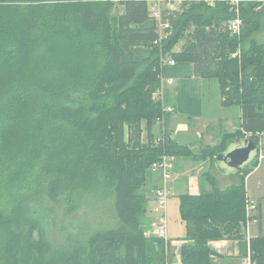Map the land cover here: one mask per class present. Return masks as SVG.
I'll use <instances>...</instances> for the list:
<instances>
[{
  "label": "trees",
  "instance_id": "16d2710c",
  "mask_svg": "<svg viewBox=\"0 0 264 264\" xmlns=\"http://www.w3.org/2000/svg\"><path fill=\"white\" fill-rule=\"evenodd\" d=\"M118 4L120 14L111 0H0V264L165 263L163 240L144 235L146 174L162 156L207 155L153 137L162 114L152 98L161 85L156 25L143 1ZM187 4L171 19L163 50L192 63L195 75L217 79L220 104L241 112L235 131L222 130L203 150L214 164L231 141L247 136L258 144L264 133V42L241 45L264 28V4H241L239 33L227 28L234 15L226 0ZM257 164L227 188L209 173V188L179 196L182 264H212L223 256L211 241L242 239L245 177ZM87 197L110 199L117 226L52 247L33 205L48 199L71 212ZM242 249L250 264H264V232Z\"/></svg>",
  "mask_w": 264,
  "mask_h": 264
},
{
  "label": "crops",
  "instance_id": "0c3cea01",
  "mask_svg": "<svg viewBox=\"0 0 264 264\" xmlns=\"http://www.w3.org/2000/svg\"><path fill=\"white\" fill-rule=\"evenodd\" d=\"M181 45L182 43L180 46L176 44L173 51H179ZM204 79L206 78L195 75L193 64L189 62L165 64L161 68L164 103L173 108V111L167 112L165 115V126L170 135L169 138L178 144L188 146L193 152L194 149H202L203 143L212 146L219 142L220 138H217L218 135L214 132L215 125L218 126L220 134L222 130L233 132L237 128L241 115L240 108L237 106V116L235 117L237 120L232 121L231 117L230 119L229 117H216L215 112L219 111V108L216 107V101L213 104V111L207 110L205 107ZM217 98L218 104L225 107L220 104L219 89ZM207 103L210 105V102ZM151 132L153 137L157 138L159 124H154ZM144 135H146L145 131L143 132ZM261 136L263 137L264 133ZM192 162L194 163L189 157H173L172 195L168 201L167 214L169 237L175 241L183 240L185 237V224L179 214V196L184 193L198 194L203 187H209L208 183L206 185L199 184V171L193 172L192 168H195V164ZM261 165L260 162L245 177L246 193L256 200L258 209L256 211L257 221L249 223L248 233H242L243 240L257 236L260 231L264 232V185L262 186L260 176L251 180L252 176L258 173ZM212 168L213 170H211ZM215 169L218 172H215ZM207 172L213 174L221 185L232 184L236 181L234 176L237 173H223L213 163L209 164ZM157 182L156 174L150 172L146 174L145 193L149 197V201L151 200L150 191ZM242 239L211 241L210 246L223 256V258L215 257L213 259L224 261V264H246L248 257L242 254ZM246 251L248 252V246Z\"/></svg>",
  "mask_w": 264,
  "mask_h": 264
},
{
  "label": "rangeland",
  "instance_id": "374dc122",
  "mask_svg": "<svg viewBox=\"0 0 264 264\" xmlns=\"http://www.w3.org/2000/svg\"><path fill=\"white\" fill-rule=\"evenodd\" d=\"M111 1L115 4L112 12H114L115 14L117 13L120 14L123 10L122 6L119 5L118 2H116L115 0H111ZM203 1L205 2L207 1L208 4L213 1V4H214L216 0H203ZM187 3L185 4V8H187L186 7V5H188ZM263 4L257 6L256 9L260 10ZM178 16H179V13L175 14L174 18H177ZM171 18H173V16H171ZM261 21L263 22L262 18H261ZM172 28H173V24H172ZM192 29L193 28H191L190 30L188 29L186 33L192 31ZM252 39H255L257 42L263 43L264 42V28L260 27L258 30H256L251 35V37L244 39L241 42V45L243 47L248 46ZM181 43H183V40L179 41L177 44L180 46ZM158 56H159V51H158ZM204 83H205V107L206 109L213 111V104L216 101V107L219 108V111L215 112L216 117L218 118L229 117V119L231 117L232 121L237 120V118H235L237 116V108H238L236 105L221 107L218 104L217 92H218L219 87H218L217 79L206 78L204 79ZM207 102H210V105ZM157 124H159V121H157ZM214 128H215L214 132L216 133V135H218L217 138H221V134H220L218 126L215 125ZM175 135H177V132H175ZM261 135L262 134L259 135V137H261L260 138V149L261 151H263L264 150V136L262 137ZM142 139L146 141V135L143 136L142 134ZM204 144L205 143H203L202 149H199V148L194 149L195 150L194 153L197 156L199 155L201 156L203 153L207 155V157L205 158L196 157L194 159L193 157H189L194 161V163L193 162L192 163L195 164V168H192L193 172L199 171V174H198V176L200 177L199 184H202V185H206L208 183L207 179L209 177V172H207V169H208L209 164L212 163L211 161L212 159H210L211 158L210 153L203 151L205 150L207 146H210V145H204ZM261 163L262 165L258 173L253 175L251 180L255 179V177L257 176H260V179L262 178V180L260 181H262V186H263L264 185V159L261 160ZM211 167L212 165L210 166V168ZM211 170H213V168ZM214 171L218 172L216 169ZM149 172L152 173L150 169L148 170V173ZM216 181H217L216 182L217 185L220 188H227L230 185H232L231 183H228V182H226L228 183L226 185H223V184L221 185L218 183L217 179ZM152 206H153V201L150 200L149 201V211L143 222L144 225L147 227L146 229H148L150 225L152 224V222L154 221L153 215L151 213ZM33 209H35V212H36L35 217L37 221L41 222V232L48 239V241L54 248L62 247L66 249L71 245H76L78 244V242L84 241L89 234L93 233L96 230H102L105 228L107 229L114 228L117 226V220H116L115 212L113 209V203L110 199L102 200L99 198L87 197L83 201V203L78 206L77 209L71 212L66 211L64 207L59 203L49 201L48 199L46 200L43 199L42 203L37 201L36 204L33 205ZM243 232H245L244 229H243ZM34 235L37 236L38 235L37 232H34ZM174 261H175V258H172V256H170L169 262L172 263ZM212 264H224V261H216L215 259H213Z\"/></svg>",
  "mask_w": 264,
  "mask_h": 264
},
{
  "label": "built area",
  "instance_id": "2783aa9c",
  "mask_svg": "<svg viewBox=\"0 0 264 264\" xmlns=\"http://www.w3.org/2000/svg\"><path fill=\"white\" fill-rule=\"evenodd\" d=\"M116 2L122 0H115ZM146 4L148 14L151 19L154 20L156 25V37L152 41L153 46L159 49V61L162 68L165 64L173 65L175 61L165 53L163 50V43L173 32L171 16L175 14H181L185 9V4L189 0H139ZM230 6V11L233 13V18L227 22V28L232 33H239L242 26L241 18V4L244 2L263 4L264 0H226ZM207 2V1H206ZM208 3V2H207ZM213 5V1L209 3ZM258 5V6H259ZM171 15V16H170ZM161 78V77H160ZM163 87L155 90L152 94V98L157 100L161 104V117L159 118V134L156 138V142H165L170 135L167 132L165 126V114L173 111L171 106H167L164 103ZM259 151L255 157L258 164L264 159V150L260 149V140L257 144ZM173 157L162 156L161 160L153 163L150 170L156 174L158 182L150 191V197L153 201L151 213L153 215V222L148 229L144 231V235L161 238L165 244V263L164 264H182L180 256V248L186 242L183 240H171L168 230V214L167 206L170 196L172 195L171 179L173 170ZM257 164V165H258ZM258 204L254 198L246 193L245 201V222L242 224V228L248 233L249 223L257 221L256 211ZM175 258V261L170 263L169 257ZM250 264L249 258L247 263Z\"/></svg>",
  "mask_w": 264,
  "mask_h": 264
},
{
  "label": "water",
  "instance_id": "95a60500",
  "mask_svg": "<svg viewBox=\"0 0 264 264\" xmlns=\"http://www.w3.org/2000/svg\"><path fill=\"white\" fill-rule=\"evenodd\" d=\"M258 151L259 146L250 137L235 139L215 156L214 165L223 173H238L255 159Z\"/></svg>",
  "mask_w": 264,
  "mask_h": 264
}]
</instances>
